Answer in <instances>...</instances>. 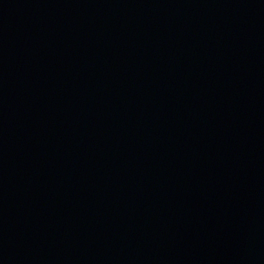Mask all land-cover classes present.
<instances>
[{"label":"water","instance_id":"95a60500","mask_svg":"<svg viewBox=\"0 0 264 264\" xmlns=\"http://www.w3.org/2000/svg\"><path fill=\"white\" fill-rule=\"evenodd\" d=\"M0 264H264V0H0Z\"/></svg>","mask_w":264,"mask_h":264}]
</instances>
